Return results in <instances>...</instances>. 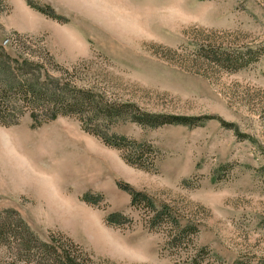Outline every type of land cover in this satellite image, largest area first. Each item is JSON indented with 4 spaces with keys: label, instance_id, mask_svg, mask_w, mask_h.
Returning a JSON list of instances; mask_svg holds the SVG:
<instances>
[{
    "label": "rangeland",
    "instance_id": "obj_1",
    "mask_svg": "<svg viewBox=\"0 0 264 264\" xmlns=\"http://www.w3.org/2000/svg\"><path fill=\"white\" fill-rule=\"evenodd\" d=\"M31 1L53 14L0 0V47L12 58L109 104L193 126H113L155 149L143 170L77 117L32 128L26 113L0 125V213L16 211L76 264H263L264 0H108L88 12L79 0ZM120 186L170 218L131 206ZM21 228L0 238V264H51Z\"/></svg>",
    "mask_w": 264,
    "mask_h": 264
},
{
    "label": "trees",
    "instance_id": "obj_2",
    "mask_svg": "<svg viewBox=\"0 0 264 264\" xmlns=\"http://www.w3.org/2000/svg\"><path fill=\"white\" fill-rule=\"evenodd\" d=\"M25 1L28 6L37 9L39 12L46 15L49 13L45 11L52 13L49 7L43 9L33 4L31 0ZM56 18L61 20L60 17ZM210 54L216 63L230 62L228 55L213 51ZM247 54L250 58L254 53L252 49H249ZM49 58L51 59V57ZM244 58L245 56L240 57L239 55L235 60L243 62ZM26 113L30 115L32 128H38L59 117H77L85 133L97 137L106 147L120 151L126 164L143 170H150L153 166L156 158L155 149L149 144L139 143L123 135L110 132L113 126L119 122L127 121L150 128L163 125L193 126L190 119L143 115L135 112L134 108L128 105L119 106L104 102L102 98L78 90L67 83H62L57 78H52L46 72L44 73L42 65L35 61L25 59L19 62L15 60L6 48L1 46L0 125L5 128L17 126ZM120 189L130 196L131 206H140L142 203L148 206L153 211L155 220L170 218L165 207L155 211L157 209L153 203L143 199L140 193L134 192L128 187L120 186ZM86 198L84 200L88 202ZM4 215L16 218V222L8 224L7 227L0 225V238L15 234L14 232L20 230L18 229L20 226L24 235L29 236V239L22 238L23 243L26 245L39 244L40 247H35V249L43 250L49 257L52 255L51 264H76L75 261L69 260L66 255L63 258L56 251V248L48 247L42 242L39 243L16 211L4 210L0 213V219ZM116 216L120 217L119 215ZM111 218L114 217H110L111 222H118V220L112 221ZM188 229L189 227H186L184 230Z\"/></svg>",
    "mask_w": 264,
    "mask_h": 264
},
{
    "label": "crops",
    "instance_id": "obj_3",
    "mask_svg": "<svg viewBox=\"0 0 264 264\" xmlns=\"http://www.w3.org/2000/svg\"><path fill=\"white\" fill-rule=\"evenodd\" d=\"M67 3H68V5L70 6V7H73L72 6V2H71V0H65ZM80 2H81V4H82V6H80L79 7V5L78 6H75V8H76V10H78V11H82V12H88V10L89 11H91L90 9L92 8V9H98V10H100V11H103V9L101 8V6H103V4H101V2H105V1H108V0H79Z\"/></svg>",
    "mask_w": 264,
    "mask_h": 264
},
{
    "label": "bare ground",
    "instance_id": "obj_4",
    "mask_svg": "<svg viewBox=\"0 0 264 264\" xmlns=\"http://www.w3.org/2000/svg\"><path fill=\"white\" fill-rule=\"evenodd\" d=\"M90 10H93V9H90ZM95 11V10H94Z\"/></svg>",
    "mask_w": 264,
    "mask_h": 264
}]
</instances>
